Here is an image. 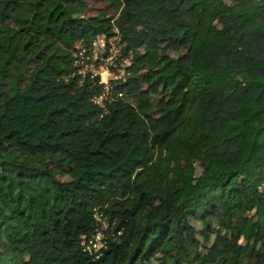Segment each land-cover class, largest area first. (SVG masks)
Here are the masks:
<instances>
[{"label": "trees", "instance_id": "trees-1", "mask_svg": "<svg viewBox=\"0 0 264 264\" xmlns=\"http://www.w3.org/2000/svg\"><path fill=\"white\" fill-rule=\"evenodd\" d=\"M108 2L0 0V264H264V0ZM100 35L129 59L103 104L81 62ZM171 39L160 128L128 96Z\"/></svg>", "mask_w": 264, "mask_h": 264}, {"label": "rangeland", "instance_id": "rangeland-1", "mask_svg": "<svg viewBox=\"0 0 264 264\" xmlns=\"http://www.w3.org/2000/svg\"><path fill=\"white\" fill-rule=\"evenodd\" d=\"M69 8L74 15L81 13L80 8L75 4H69ZM119 13L110 6L108 0H88V9L85 14L87 16H112ZM188 45L189 43L186 39L163 41L160 45L159 57L155 59L146 58L142 61L140 75L135 84L137 93L128 96V100L135 104L141 112L149 115L155 125L160 128L162 123L172 121L179 111L177 95L180 83L179 78L170 77L171 73H169L167 68L169 58L185 53L188 50ZM120 50L121 44H119L117 39L113 45L108 46L107 50L101 52L97 48L93 57L90 55V59H81L86 69L89 68L95 74H99L102 81L114 90L112 92L113 95L117 93L115 90L117 88L112 85V81L119 80L124 76L122 72H126L125 66H122L126 60L117 61V58L121 57ZM81 54L79 55L81 56ZM122 58L128 59L129 57L123 56ZM124 78L126 77L124 76ZM200 170L201 168L199 167L198 172ZM61 178L69 179V176L61 175ZM202 254L205 255L206 251L203 250Z\"/></svg>", "mask_w": 264, "mask_h": 264}, {"label": "built area", "instance_id": "built-area-1", "mask_svg": "<svg viewBox=\"0 0 264 264\" xmlns=\"http://www.w3.org/2000/svg\"><path fill=\"white\" fill-rule=\"evenodd\" d=\"M115 39H116V37H112L110 40H108L106 36L100 35L94 41L95 48L96 49L99 48L101 52L105 51V49L109 43H111L112 45L114 44ZM81 53L83 54V52H81ZM115 55L117 56V54H115ZM127 63H128V60H126L122 66L124 67V65ZM115 66H116V64H115ZM122 73L124 75L126 74L125 71H123ZM104 84L106 87V92L103 93L102 95H100L99 97H97L95 99L96 102L103 104L105 100H112L117 95L122 96L121 92L119 94L113 95L112 92H110V90H111L110 86L106 85V83H104ZM96 216L99 220H103V222H104L103 226L98 227L96 229L95 233H93L92 235L84 236L83 240H82V244H83L85 251L89 255L100 257L101 255H103L104 249L107 248V246H108L106 237H107V233H108V229H109L110 224L108 223V221L106 219H104L102 217V215L97 214Z\"/></svg>", "mask_w": 264, "mask_h": 264}]
</instances>
